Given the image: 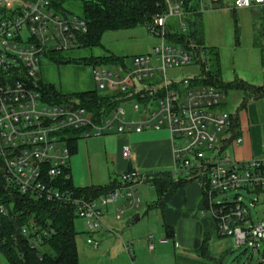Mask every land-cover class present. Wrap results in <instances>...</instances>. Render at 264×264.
<instances>
[{
  "label": "built area",
  "instance_id": "1",
  "mask_svg": "<svg viewBox=\"0 0 264 264\" xmlns=\"http://www.w3.org/2000/svg\"><path fill=\"white\" fill-rule=\"evenodd\" d=\"M205 1L190 0L189 6L196 3L202 14L216 9H264V0ZM164 2L165 12L148 25L161 44L135 57L134 70L126 63L115 65L116 72L109 65L95 67L99 90L118 103L110 110L102 108L98 115L77 104L49 102L38 86L41 59L78 47L88 32L86 20L57 11L53 0H0V195L72 208L85 223L87 244L97 249L100 243L94 235L106 227V213L115 208L114 217L121 220L128 211L140 209L139 186L147 184L150 175L132 169L106 195L78 197L66 188L72 179L70 140L166 129L173 144L170 174L199 184L202 215L206 212L214 219L220 236L234 238L238 247L249 244L255 254L264 240V226L253 220L239 192L264 193V158L242 160L226 155L228 146L238 147L244 139L238 135L236 117L222 108L225 92L197 83V76L173 74L195 64L196 58L175 41L177 37H169L168 24L178 20L175 33L186 35L192 19L188 0ZM129 102L134 103L130 118L125 107ZM123 157L131 159L129 147L124 148ZM231 192L235 196L226 197ZM15 207L12 198L2 201L0 216L17 222ZM18 232L41 254L43 240L54 230L32 226ZM13 237L16 243L18 238ZM147 239L149 250L154 251V236ZM126 250L133 255L132 244Z\"/></svg>",
  "mask_w": 264,
  "mask_h": 264
},
{
  "label": "rangeland",
  "instance_id": "2",
  "mask_svg": "<svg viewBox=\"0 0 264 264\" xmlns=\"http://www.w3.org/2000/svg\"><path fill=\"white\" fill-rule=\"evenodd\" d=\"M207 3L206 0L205 4ZM193 4L190 5L191 10H188L192 21L194 20L192 14L195 15L199 10L197 4ZM194 7L198 10L193 11ZM64 9L69 15L83 17V4L80 1H68L64 5ZM236 15L240 28L239 44H237L232 10L227 11V9H216L203 13L205 42L207 45L218 47L221 51L225 82L242 77L251 84L262 86L264 85V66L261 64L259 48L254 45V36H257V44L263 47L264 13L259 8L239 9L236 10ZM179 23L176 19L171 20L168 24L169 33L176 34ZM189 30L190 24L188 23ZM170 38L168 41H172ZM160 44L161 38L155 36L146 26L107 31L103 35L102 46L100 47L84 48L78 46L69 52L56 53L54 58L43 57L37 78L45 84L54 85L58 91L64 94L96 91L104 95L95 81V67L80 60L91 57L114 56L123 58L127 68L134 70V58L149 54ZM244 67L250 71L245 70ZM107 68L113 72L118 71L115 65H109ZM173 74L182 78L196 77L200 75V68L197 64H193ZM225 94L223 110L240 118L238 135L244 139L241 147L245 158L247 160L264 158V97L260 99L250 97L246 99V102V96L242 92L229 91ZM133 105V102L125 105L129 111V118L133 116L131 112ZM134 120L137 121L138 116ZM149 132L154 133L159 138L169 139V133L166 129ZM119 137L120 135L115 133L90 139L77 136L78 149L71 156L69 162L76 187L108 186L111 179L120 173L118 172L120 166L118 162L120 161ZM238 151V148L228 146L224 153L233 158L242 159L239 157ZM150 187V183L139 186L142 205L140 209H137V212L128 211L120 222L114 221L111 216L107 219L109 225L118 232L119 236L110 232L96 234L94 239L100 243V247L97 249L87 244L89 235L84 231V221L76 219V229L79 232L77 248L80 264H133L137 256L136 248L134 247V255L130 256L122 243L129 241L126 239H128L131 228L140 235L142 240L147 239L148 235H155L157 230L163 235V228L159 223L163 222V209L151 207L157 198L155 191ZM235 194V192H231L226 197L233 198ZM239 194L242 196L245 205L251 209L253 220L264 226V193L240 191ZM134 213L139 214L141 218L138 224L134 223ZM215 242L217 245L214 250L212 249V253L217 256L221 264H264V240L260 244L259 252L255 254L249 244L238 247L234 238H217ZM156 244L158 248L157 241ZM147 245L148 243H146V247ZM0 264H10L7 256L2 252H0ZM156 264H167V260L163 258Z\"/></svg>",
  "mask_w": 264,
  "mask_h": 264
},
{
  "label": "trees",
  "instance_id": "3",
  "mask_svg": "<svg viewBox=\"0 0 264 264\" xmlns=\"http://www.w3.org/2000/svg\"><path fill=\"white\" fill-rule=\"evenodd\" d=\"M73 0H53V7L62 13H66L64 5ZM83 4V17L88 24V32L79 39V47L94 48L102 46V38L105 32L115 30H127L138 26H146L153 19L166 10L164 0H76ZM190 0H188V10ZM194 5V4H193ZM193 11H197L196 7ZM260 9V8H259ZM264 13V9H260ZM235 22V33L237 44H239L240 28L238 25L236 10H232ZM202 13L196 12L194 20L190 21V30L186 35L170 34L175 41L195 55L197 64L200 68V75L196 82L202 85H212L225 93L237 91L245 94L246 99L252 97L260 99L264 97V86L257 87L247 82L236 79L225 82L221 67V55L217 48L210 47L205 42ZM255 47L261 49L264 64V46L257 44V36H254ZM56 53L47 56L54 58ZM83 63L94 67L101 65H120L125 64L123 58L114 56L84 58ZM68 62V61H67ZM65 62V63H67ZM39 90L49 100L56 103H73L87 108L100 115L102 108L108 110L115 107L118 103L111 97L99 94L96 91H86L74 94H64L56 89L52 84H45L39 81ZM247 102V101H246ZM235 123L240 127L236 116ZM71 153L74 155L78 149V138L70 140ZM191 181L186 179H176L170 172L154 173L148 178V183L152 185L157 194V201L153 205L155 208L165 209L170 199L181 188H184ZM117 187V182L108 186H88L76 187L71 179L66 188L73 190L78 197L87 199H98L106 195ZM0 190L3 192L1 185ZM12 198L16 202L14 212L19 214L17 222H10L0 216V252L4 253L10 264H80L77 248L76 216L70 207L46 203L43 201L23 200L19 195H0V203L8 202ZM35 221L34 224H32ZM38 226L43 229H53V234L45 238L41 244L42 253L32 249L29 242L19 235L22 227L31 228ZM18 238L15 243L14 237Z\"/></svg>",
  "mask_w": 264,
  "mask_h": 264
},
{
  "label": "crops",
  "instance_id": "4",
  "mask_svg": "<svg viewBox=\"0 0 264 264\" xmlns=\"http://www.w3.org/2000/svg\"><path fill=\"white\" fill-rule=\"evenodd\" d=\"M210 47H214L219 50L218 47ZM259 51L261 54V64L262 66H264L263 54L261 49H259ZM219 52L221 55L220 50ZM244 68L245 70H249L247 67ZM237 79L251 84L242 77H239ZM254 86L261 87L259 85ZM238 121L240 124L239 117ZM149 131L154 130H148L142 133L131 132L118 134L120 135L118 144L120 157V161H118L120 163L118 172L120 173L111 179L110 184L113 182L118 183L120 176L132 169H136L140 173L146 175L170 172L172 170L174 157L173 144L170 134L169 139H162L154 135V133H150ZM241 146L242 145L236 147L239 150V157L243 160H247L244 156ZM125 147H129L131 150L130 160H127L123 157V150ZM192 183L193 184L190 183L186 187L179 189L177 193L170 199L168 206L164 210H162L163 222L159 223L163 228V235H161L158 230L154 233V251L149 250L148 239L145 238L144 240H142L140 238V235H138L133 230V228L130 229V234H128V239H126L129 241H123L122 243L125 249L127 244H132L133 255L134 247L136 248L137 256L133 264H156L163 258L167 260V264H221L217 256L213 255L212 249L214 250L217 245L215 239L222 238V236H220V234L218 233L217 224L214 219L206 212L204 216L202 215V211L204 209L203 192L199 184L195 182ZM150 189L155 191L152 186L150 187ZM155 197L157 198V194ZM156 201L153 202L151 207H153ZM114 209L115 208L110 209L108 214H106L105 216L106 227L102 228L96 234L110 232L116 236H119L118 232H116V230L112 228L107 222V219L110 218V216L114 221L117 222L123 220V218L121 220L115 219ZM131 211L137 212V210ZM133 217H135V224L140 223L141 218L139 214L134 213ZM83 226L84 231H86L85 223H83ZM156 241L158 242V248ZM146 243H148L147 247Z\"/></svg>",
  "mask_w": 264,
  "mask_h": 264
}]
</instances>
